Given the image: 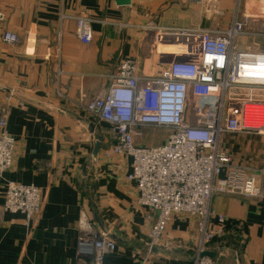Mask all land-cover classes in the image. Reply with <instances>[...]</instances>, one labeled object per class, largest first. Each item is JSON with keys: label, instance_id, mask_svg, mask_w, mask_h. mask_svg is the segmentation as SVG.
<instances>
[{"label": "crops", "instance_id": "obj_1", "mask_svg": "<svg viewBox=\"0 0 264 264\" xmlns=\"http://www.w3.org/2000/svg\"><path fill=\"white\" fill-rule=\"evenodd\" d=\"M0 14V108L7 110V131L16 140L12 165L0 174V264H79L88 259L91 244H79L83 216L94 232L91 238L107 233L115 239L114 252L106 256L111 264L144 259L192 264L195 218L173 217L163 243L150 252L151 213L136 203V183L128 178L131 158H105L115 144L110 125L80 105L109 88L125 58L136 61L141 75L154 74L157 29L224 34L240 22L243 31L232 44L240 51L264 52V0H130L127 5L115 0H0ZM77 18L90 20L88 44L76 36ZM6 31L17 34L18 42L3 41ZM160 131L142 128L137 139L160 145L166 135ZM226 135L242 142L250 136L244 147L253 157L232 162L251 172L263 193L259 198L212 197L211 209L225 221L218 225L211 219L209 226L220 231L207 254L216 264H264V136ZM7 182L39 188L42 208L35 219L2 209ZM225 250L231 256L223 260Z\"/></svg>", "mask_w": 264, "mask_h": 264}, {"label": "built area", "instance_id": "obj_2", "mask_svg": "<svg viewBox=\"0 0 264 264\" xmlns=\"http://www.w3.org/2000/svg\"><path fill=\"white\" fill-rule=\"evenodd\" d=\"M76 26L77 38L88 44L90 20L77 18ZM242 31L240 22L224 34L199 28L157 29L152 41L158 58L154 74L141 75L136 61L125 58L109 88L80 105L110 125L115 144L105 158H131L128 178L136 183V203L151 213L149 250L163 243L173 217L195 218L197 247L192 264H216L207 252L220 230L209 225L212 218L218 225L225 218L211 209L212 197L259 198L263 193L255 176L219 147L224 134L264 136V52L236 49L232 40ZM2 40L16 43L19 37L6 31ZM5 101L10 97L5 96ZM7 118V110L0 108V174L11 167L16 143L7 131ZM147 127L166 130L162 144L136 143L140 130ZM3 195L4 211L21 213L27 221L41 212L40 190L34 185L7 182ZM79 230V244H91L88 259L79 264H111L106 256L114 252L115 239L107 233L91 238L94 232L85 216ZM135 264L151 263L144 259Z\"/></svg>", "mask_w": 264, "mask_h": 264}, {"label": "rangeland", "instance_id": "obj_3", "mask_svg": "<svg viewBox=\"0 0 264 264\" xmlns=\"http://www.w3.org/2000/svg\"><path fill=\"white\" fill-rule=\"evenodd\" d=\"M160 130H162L160 132H164V131L166 132V130L164 128H160ZM249 137L250 136H247L245 141H243L244 142L243 143L241 140H238L239 138L236 136L224 134L220 139L219 147L221 150L226 152L231 157L232 160L235 159V160H238L239 162L247 161L248 158L253 157L250 155L251 153H248L245 150V147H244L245 143L248 144V142L251 140V138H249ZM137 142L139 144H142L140 138L137 139ZM143 143L149 145V143H146V142H143ZM162 247L165 248L164 249L165 251L167 250L166 245L163 244ZM154 248H156V247H154ZM222 249H221V252H223ZM195 250L196 249H194V253H195ZM151 251L152 250L150 249V252ZM223 255H224V258H223V260H224L225 258H227V257L229 258L231 256V252L229 253L228 250H225Z\"/></svg>", "mask_w": 264, "mask_h": 264}, {"label": "water", "instance_id": "obj_4", "mask_svg": "<svg viewBox=\"0 0 264 264\" xmlns=\"http://www.w3.org/2000/svg\"><path fill=\"white\" fill-rule=\"evenodd\" d=\"M115 1H116V3H117L118 5H127V4H129V2H130V0H115ZM96 138H97V139H100V136H99V135H96ZM99 145H100L99 142L95 144V147H94V150H93V154H94V156L96 155V153H97V151H98Z\"/></svg>", "mask_w": 264, "mask_h": 264}]
</instances>
